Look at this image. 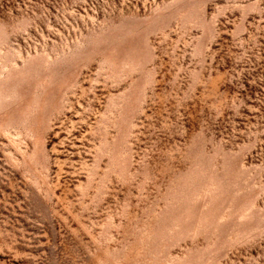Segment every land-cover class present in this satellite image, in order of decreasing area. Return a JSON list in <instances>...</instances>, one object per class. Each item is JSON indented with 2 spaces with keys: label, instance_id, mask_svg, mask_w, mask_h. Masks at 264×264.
<instances>
[{
  "label": "rangeland",
  "instance_id": "obj_1",
  "mask_svg": "<svg viewBox=\"0 0 264 264\" xmlns=\"http://www.w3.org/2000/svg\"><path fill=\"white\" fill-rule=\"evenodd\" d=\"M0 264H264V0H0Z\"/></svg>",
  "mask_w": 264,
  "mask_h": 264
}]
</instances>
